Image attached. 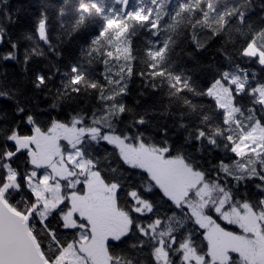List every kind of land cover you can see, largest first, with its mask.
<instances>
[{"label":"trees","instance_id":"obj_1","mask_svg":"<svg viewBox=\"0 0 264 264\" xmlns=\"http://www.w3.org/2000/svg\"><path fill=\"white\" fill-rule=\"evenodd\" d=\"M100 2L103 14L115 16L116 13L111 11L113 7L120 10V5L114 3V0ZM19 3L31 8L13 17L11 9ZM79 4L80 0H0V16L3 14L4 17V25L0 27V157L6 150L4 145L7 143V136L17 123L22 132H28L26 118L29 115L34 117L33 133L20 135L18 139L32 137L37 126L40 128L38 132L45 134L54 125L70 124L73 114L81 117L80 127L102 131H97L93 136L85 134L80 138L77 146L80 156L91 165L105 186L114 189L115 207L127 221V232L105 244L108 263L154 264L153 234L149 230V236L145 237L136 226L140 223L147 227V221L153 215L164 217V224L154 234L157 239L160 238L161 229L167 232L171 227L173 234L180 238L178 243H188L198 258L208 262L209 243L206 232L197 223L191 208H185L184 203L177 207L166 202V197L159 198L154 188L149 189L145 171L129 164L119 149L104 138L106 134H111L127 144L135 145L141 144L140 134H143V146L162 151V146L170 145V139L181 137L182 144L192 148L186 161L187 166L192 165L189 168L194 172H203L187 203L197 199L195 192H205L210 198L203 213L212 224L232 234L252 236L250 233L245 234L234 222L225 220L215 210L219 200L225 197L222 211L240 210L245 204L254 214L264 213V179H261L264 177V149L258 151L260 159L256 158L255 152L237 155L233 151V147L243 137L241 127L250 115L247 109L252 97L246 93L237 95L235 91L231 92L234 108L240 107L236 119L242 124L238 125L235 121L225 123V113L213 98L204 94L203 84L217 74L219 69L228 67L233 71L236 64L248 66L245 58L239 54V47L246 35L261 33L257 36V42L264 40V0H155V3L153 0H129V7L135 6L137 12L129 20L133 26L128 31L136 50L137 74L132 75L130 80L126 77L121 82L127 83L126 92L118 93L107 101L100 98L99 87L93 89L87 83L93 80L107 83L101 75L103 64L95 58L94 53L92 56L81 55L82 52H88L86 46L101 23V13L93 8L81 20L80 13L83 9H80ZM140 8L144 9L143 13ZM149 9L152 10L153 20H160L158 35H153L149 24L144 22ZM205 12L208 13L206 20ZM241 15L244 16L243 22ZM197 19L200 22L193 28ZM42 23L45 41L38 33ZM113 27L119 28L120 25ZM213 29L216 30L215 35ZM193 32L199 43L204 45L203 48H195ZM149 40L161 41V45L163 41H169V50L160 67L172 76L147 75L148 66L154 58L146 53V49L155 46L150 45ZM56 52H61L62 55L57 56ZM189 53L193 55L190 56ZM73 62L78 63L86 72L85 80L77 85L71 80ZM116 67L119 69V65ZM193 67L197 71L193 72ZM141 71L145 73L144 76L138 74ZM38 73H43L45 77L44 82H40V87H37ZM175 74H183L185 79L191 76L189 86L178 91L182 85L175 82ZM261 75L264 76V73ZM153 84L156 86L153 87ZM74 86H78L80 91H73ZM117 90L118 86L115 84L104 89L105 94ZM54 104L58 107H54ZM120 105L125 106L123 112L120 111ZM19 109L22 111H18ZM190 111L194 113V125L185 131L183 119ZM54 117L61 123H56ZM141 120L144 121L143 124L140 123ZM261 129L264 134V128ZM201 131L203 136H200ZM229 136L235 139V144L228 139ZM81 148L83 152L80 151ZM222 160L228 165L227 170L221 165ZM4 163L0 158V176L5 173ZM15 163L21 175L25 174L29 166L38 170L29 153L20 156ZM148 176L150 177L149 174ZM8 180L15 181V186L9 187L4 199L15 210L27 212L35 204L28 182L17 188L14 177L9 176ZM114 181H119L123 186L119 195ZM7 183L0 186V189L6 187ZM83 189L78 187L76 192L83 194ZM130 189L138 190L141 197L154 205L153 213L142 216L134 210V204L129 198ZM133 200L135 207L148 213L143 200ZM64 204L65 201L46 216L47 218L55 213V219L50 225V228L55 229L54 233L49 227L38 224L36 218L31 224V231L47 261L50 262L49 258L54 256L51 264L78 237V234L74 235L63 227V218L69 207L68 202L66 207H62ZM78 220L80 225H86L85 221L75 215L74 226L68 228L77 227L80 232L82 227L77 224ZM163 239L169 241L170 237L164 236ZM141 241L144 242L143 246ZM165 254L168 259V254ZM179 254L183 255V251ZM229 257L227 263L214 264H243L238 253L231 251ZM172 264L176 262L173 261ZM187 264L197 263L192 261Z\"/></svg>","mask_w":264,"mask_h":264},{"label":"rangeland","instance_id":"obj_2","mask_svg":"<svg viewBox=\"0 0 264 264\" xmlns=\"http://www.w3.org/2000/svg\"><path fill=\"white\" fill-rule=\"evenodd\" d=\"M19 4L13 5L11 9L13 17L31 8ZM3 25L2 14L0 27ZM38 33L39 37L45 41L43 23L39 26ZM249 54H256L254 46L249 47ZM231 72H237L241 77V80L233 85L236 89L237 85L242 82L244 74L237 68ZM213 94L217 106L219 107L220 104L225 106L222 109L224 113L236 116L237 112H234L231 92L227 85H217L213 89ZM183 123L185 131L194 125L193 111L188 113ZM85 134L93 136L97 134V131L82 128L79 122L73 126L72 121L67 126L54 125L45 134L35 131L33 135L36 144L31 149L30 159L37 166V171L44 175L42 178L32 177L27 181L28 188L35 198V204L27 212L20 213L23 215L30 213L32 224L33 213L43 220L60 203L67 201L69 207L63 218L64 224L74 226L73 217L75 215L86 223V227H82L79 232L82 233L83 238L78 235L77 241L69 244L52 264H109L106 242L117 239L127 232L126 218L115 207L114 189L105 186L92 170L91 165L80 156L77 146L80 138ZM104 138L119 149L129 164L144 171L147 170L154 182H159L168 195L178 200L185 197L188 190L196 187L201 180L200 175L195 174L197 172L191 170L186 164L192 148L184 146L181 137L170 139V145L174 149L170 159L165 158L163 151L142 147L141 144H127L111 134H106ZM17 140L18 143L21 141L18 138ZM253 140L256 143L251 144V148H255L256 151L263 150L257 147V144H264V134L261 128L257 127L251 136H243L241 141L234 146L236 148L234 153L242 155L249 152L250 141ZM180 153H183L185 157L183 161L178 159ZM80 181L85 182L83 194L76 192ZM11 186H15V181L8 180L6 187L0 189L3 197ZM195 193L197 199L188 201V204L192 206L191 211L197 223L205 229L209 243V258L208 262H204L191 250L188 243H185L182 251L186 261H194L197 264L227 263L230 260L229 252L232 251L240 255L243 264H264V213L254 214L245 204L240 210L222 211L226 201V198L222 197L215 206V210L220 212L225 220L234 222L245 234L250 233L252 236L232 234L212 224L203 213L210 196L205 195V192ZM157 256L167 261L163 248Z\"/></svg>","mask_w":264,"mask_h":264},{"label":"snow or ice","instance_id":"obj_3","mask_svg":"<svg viewBox=\"0 0 264 264\" xmlns=\"http://www.w3.org/2000/svg\"><path fill=\"white\" fill-rule=\"evenodd\" d=\"M155 3V0H153ZM114 3L120 5V10L117 11L115 7L111 11L115 12L116 15L112 16L110 14H103V8L101 7L100 0H80L79 7L80 9H83V11L80 13V19H84V14L89 12L91 9H95L98 13H101V23L99 27L95 30V32L90 37V42L86 46L88 48L87 53H81V55H88L92 56L93 53L95 54V58L99 59L100 62L103 64V72L101 75L103 76V79L107 82L101 83L99 80H93L88 81L87 83L89 86L93 89H96L99 87L100 92L99 96L101 99L107 101L109 99H112L113 96L117 95L118 93H123L127 91V83H121L122 81L126 80V77L130 80L132 75L137 74L135 72V49L133 48V41L131 37L128 35L129 29L133 26L131 23H129L130 18H133L137 15L136 7L133 6L132 8L129 7V0H114ZM183 7H187V5H183ZM140 12L143 13L144 9L140 8ZM208 16V13H204V19L206 20ZM241 22L244 20V16L241 15L240 17ZM80 21H78L79 23ZM144 22L149 24V30L152 31L153 35L159 34V28H160V20L155 19L153 20L152 16V10L149 9L147 14L144 17ZM200 21L197 19V21L193 24V28H195L196 24H198ZM113 25H120L119 28L113 27ZM211 27V25H209ZM264 32V30H262ZM216 30L213 29V34L215 35ZM132 35H135V33H132ZM261 35V33H256L254 35H246L244 39L240 43L239 47V54L245 58L246 67H242L240 64H236L235 67L238 69L239 72H243V79L240 84L237 85V88L234 89L233 85L237 84V81L241 80V77L238 75L237 72H231L230 68L225 67L222 69H219L217 74H215L210 80L206 81L203 84L204 88V94L210 96L211 98L215 99V96L213 94V89L217 85L221 84H227V87L230 92L235 91L237 95H244L245 93L252 97V102L248 105V112L250 115L247 117V122L243 124L241 127V133L243 136H251L252 132L257 128H264V76L261 75V73H264V40L257 42V36ZM192 40L195 42V48L201 49L204 45L199 43V41L196 38V33L193 32ZM150 45H155L154 47H148L146 49V53L153 57L154 59L149 64V72L147 75L156 77L160 76L163 77L165 75L172 76L171 73H168L166 69L163 67H160L161 61L165 58L168 50H169V41L165 40L161 41H151L149 40ZM254 46L256 48V54L251 55L249 54V47ZM55 49H53L54 51ZM57 56H61V52H56ZM190 56L193 55V53H189ZM231 59V57H229ZM116 65H119V69H117ZM59 70V69H57ZM71 71L73 72V76L71 77V80L74 85H77L79 82L85 80L86 72L81 69L80 65L76 62H73L71 64ZM197 71L195 67H193V72ZM251 72V75L249 73ZM140 76H144L145 73L143 71L138 73ZM118 77V78H117ZM45 77L43 73H38V83L37 87H40V82H44ZM175 82L182 85V88L178 89V91L184 90V88H187L188 82L192 80L191 76H188L186 79L184 78L183 74H175L174 76ZM171 83V81H170ZM115 84L118 86V90L109 94H105L104 89L108 87V85ZM156 85L153 84V87ZM175 86V84H173ZM238 89V90H237ZM73 91L79 92L80 88L78 86H74ZM235 95L233 96V100H235ZM259 105V108L257 107ZM54 107H58L57 105H53ZM105 107H107V104H105ZM219 107L223 109L225 106L220 104ZM125 110L124 105H120V111L123 112ZM18 111H22V109H19ZM240 107H235L234 112H239ZM106 115V113H105ZM225 123H228L229 121H235L236 124L240 125L242 122L238 119H236V116L234 114H228L225 113ZM73 126L77 122H80L82 120L81 117L76 116L73 114ZM53 120L56 123H61V121L57 120L55 117ZM34 121V117L29 115L26 118V123L28 125V132L24 133L22 132L19 123L13 127V130L10 134L7 136V143L4 145V148L6 149L3 154L2 158L5 163V173L3 176H0V186L7 183V180L9 176H12L17 181L16 187L19 188L20 184L24 183L26 184L27 181L31 180L32 177L42 178L44 175L43 173L33 170L32 167H28L25 171V174L21 175L19 173V168L16 165L15 161L19 159L20 156H26L27 151L23 149L18 144L17 137L20 135H32L33 133V127L32 123ZM141 124L144 123L143 120L140 121ZM247 129V131L245 130ZM37 131L40 130L39 126L36 128ZM97 131H102V129H97ZM204 133L201 131L200 136H203ZM141 136V146L143 147V134H140ZM228 139L235 144V139L232 136H229ZM256 143V141H250L249 150L255 152L256 158L260 159V152L256 151L255 148H251V144ZM258 148L264 149V144H257ZM173 147L171 145H168L167 147L162 146V151L164 153L165 158L170 159L172 158L173 153ZM81 152H83V149H80ZM233 151H236V148L233 147ZM178 159L183 161L185 159L183 153H180L178 155ZM221 165L223 166L224 170H227L228 165L222 160ZM191 168L192 165H189ZM30 173V175L28 174ZM195 174L203 175L202 171H198ZM145 177L149 181V189L152 190L154 188L155 194L161 198L166 199V202L175 204L177 207L181 205V203H184L185 208L190 209L192 206L187 203V200L189 197H191L192 190L189 189L187 192V195L183 197L181 200H178L166 192L164 187L159 182H153L152 178L148 176L147 170L144 172ZM261 179H264V177H261ZM116 183L117 189H118V195L120 191H123V186L119 183V181H114ZM84 181H80L77 185L80 189H83L84 187ZM129 198L130 202H133L134 204V210L139 213L142 216L148 215L153 213L154 211V205L146 198H143L139 195L138 190L136 189H130L129 190ZM133 198L137 200H143V204L147 205L148 207V213H144L142 211V208L135 207V201ZM33 199H35L33 197ZM67 206V201H65V204L62 205V207ZM33 218L37 219V223L40 224L43 227H49L50 231L53 233L55 232V229L50 228V225L52 224V221L55 219V213L50 214L46 219H39L36 216V213H33ZM77 224L80 225L79 220L77 221ZM164 224V217L161 215H153L151 218L147 221V227L141 226L140 223H137V228L139 231L145 236H149L151 231V234H153V248H152V257L154 260V264H172L173 261L176 262V264H187L185 256L180 255L179 253L184 248L185 242H179L180 238L173 234V229L171 227L168 228L167 232H164L163 229H161V235L160 238L157 239L154 234L156 233L157 229ZM81 227H86V225H80ZM66 231H71L74 235H79L80 238H83L82 233H79V230L77 227L68 228L67 225L63 226ZM164 236H169L170 240L165 241L163 239ZM73 243L76 241L73 240ZM143 241H141V246H143ZM167 243V247H165V244ZM164 249V252L168 254L167 261L161 260L157 253L160 251V249ZM172 249L173 251L170 252L169 250ZM176 253L175 255L173 254ZM50 264L51 260L54 259L53 257H50Z\"/></svg>","mask_w":264,"mask_h":264},{"label":"water","instance_id":"obj_4","mask_svg":"<svg viewBox=\"0 0 264 264\" xmlns=\"http://www.w3.org/2000/svg\"><path fill=\"white\" fill-rule=\"evenodd\" d=\"M36 140L28 137L18 144L29 153ZM30 213L16 211L0 191V264H50L30 228Z\"/></svg>","mask_w":264,"mask_h":264}]
</instances>
